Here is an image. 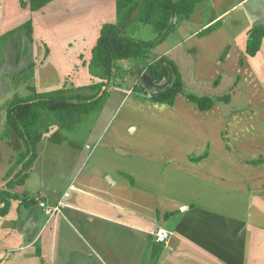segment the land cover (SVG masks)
Masks as SVG:
<instances>
[{
	"label": "crops",
	"instance_id": "0c3cea01",
	"mask_svg": "<svg viewBox=\"0 0 264 264\" xmlns=\"http://www.w3.org/2000/svg\"><path fill=\"white\" fill-rule=\"evenodd\" d=\"M116 1L113 8H105L114 9L112 16L100 22L78 20L67 0L29 10L35 44L48 46L42 65L55 58L63 66L73 60L69 66L84 68L86 80L99 30L103 23L116 20ZM247 1L236 0L216 16L222 18L216 30L197 37L205 25L190 39L199 42L193 56L200 65L203 43L221 36L211 44L212 59L215 64L220 61L222 82L230 73L242 77L241 99L250 104L264 99V41L258 53L249 56L246 31L255 23L249 17V24L235 34L224 21L240 8L250 13L244 7ZM128 18L123 22L126 27ZM229 44L222 61L220 55ZM163 55L169 57L166 52L154 58ZM84 84L91 88L89 79ZM118 88L123 99L103 136L82 156L86 166L63 171L61 177L68 180L63 194L42 185L34 187L39 195L29 192L35 160L25 185L13 191L17 198L7 199V212L0 215V264H264V137L259 136L264 132L254 130L256 123L264 125V106L258 110L245 103L223 110L217 102L200 110L181 94L170 106ZM126 107L131 109L128 120L123 119ZM111 131L115 139L110 138ZM258 159L262 162L255 163ZM5 182L1 174L0 186ZM43 191L48 194L41 195ZM23 199L35 203L26 205ZM5 204L0 202V208ZM159 231L167 232L166 243L156 241ZM155 245L161 250L152 257Z\"/></svg>",
	"mask_w": 264,
	"mask_h": 264
},
{
	"label": "rangeland",
	"instance_id": "374dc122",
	"mask_svg": "<svg viewBox=\"0 0 264 264\" xmlns=\"http://www.w3.org/2000/svg\"><path fill=\"white\" fill-rule=\"evenodd\" d=\"M67 1L71 5L72 14L75 16L78 14V20L84 18L86 21V19L95 20L98 18L97 21L100 22L102 18L111 17L114 10L112 9L111 12L105 10L106 7H114V0ZM24 2H28V0H0V175L3 174L6 180L5 184L0 186L1 190L5 191L4 193L8 192L5 187L10 188L7 182L11 179V188L19 190L20 186L17 183L20 181V176H14L27 160L26 157L24 162L19 164V159L23 157L25 149L21 141L6 126V112L10 101L17 96H26L30 93L38 96L49 94L73 96L86 94L90 96L103 90L107 91L97 109L90 114L76 116L68 122H60L50 111H41L40 130L42 131V139L37 150L38 158L30 171L31 178L28 180L27 187L34 196L39 195V192L34 193L35 185H42L43 188L54 190L57 188L56 191L58 193L60 191L58 195L60 196L66 190L65 187L68 186V180L61 177L63 171H72L74 168L76 170L78 166L83 169L86 166V161L83 164L82 156L87 155L89 145L95 143L99 136H103L102 134L110 125L123 99L122 89L118 87L130 92L137 91V95L142 98L146 96V88L142 84L146 83V70L150 60L148 57L137 62L118 60L114 67L113 76L109 80L103 78L102 69H91L90 67L88 69L86 67V77L88 78L85 80L82 74V71H85L84 68L69 66L75 63L73 60L63 66L60 59L55 58L43 66V59L48 55V46L46 43L43 45L35 44L34 22L32 34L29 33V27L26 26V23L32 18L31 13H29L30 9L23 5ZM235 2L236 0H202L198 2L194 13L181 19L175 18L178 23L173 30L150 52L153 55L152 58L168 52L169 57L174 61L181 74L186 92L201 96L212 94L210 96L214 98L230 94L232 97L230 103L220 102L218 104L223 110L245 106L246 101L241 99V88L242 86L243 90L245 88L241 81L242 77L240 75L235 76L236 78L231 77L235 74L230 73L221 82L220 87H213V81L220 72L218 68L220 61L217 60V65L215 64L216 60L212 59L215 53L211 50V44L214 46L221 36L216 35L212 40L213 43H203V51L205 52L200 59V65L198 63L195 65L193 54H198L199 42L194 43V40L190 39V35L194 30L201 29L205 25L207 27L222 19H216V16L229 10ZM244 7L248 8L250 13L246 14L240 8L224 19L225 26L235 34L242 32L244 27L249 24V17L256 26L264 25V0H248ZM139 15V5H137L125 22L130 34L145 40L156 38L157 35L152 26L140 21ZM235 18L239 19L240 22L234 23L233 19ZM175 20L173 19V21ZM14 29L17 30L13 34L4 36ZM199 32H197V37H199ZM246 32L248 34V31ZM18 53H21L19 60L17 59ZM81 65L83 64L81 63ZM88 79L91 82V88H87L88 85L84 84ZM28 85H34V90H30ZM251 86L254 87L256 84H251ZM181 96L186 98L183 93ZM246 104L259 110L261 106H264V99H253L250 104L248 102ZM126 108L128 110H126L123 119L127 118L128 120L131 118V109ZM152 119H154L153 116L148 117V120L151 121ZM263 128L264 125L256 123L254 130L257 133H262L264 132ZM259 136L264 137L261 134ZM110 138L115 139L114 131L110 132ZM121 142L124 143L125 141ZM13 143H16L15 146L12 145ZM44 194L47 195L48 193L43 191L41 195ZM2 197L5 198L6 195H2Z\"/></svg>",
	"mask_w": 264,
	"mask_h": 264
},
{
	"label": "trees",
	"instance_id": "16d2710c",
	"mask_svg": "<svg viewBox=\"0 0 264 264\" xmlns=\"http://www.w3.org/2000/svg\"><path fill=\"white\" fill-rule=\"evenodd\" d=\"M55 0H28L24 2V6H28L31 11H38L46 7L49 3ZM202 0H117L116 1V20L105 22L102 24L96 44L91 50V59L89 67L91 69H102L103 78L109 80L113 76L114 67L118 60H131L137 62L140 59L148 57L150 60L146 70V83L142 84L146 88V95L153 102L167 104L173 106L179 94H185L186 97L195 103L200 110H209L217 102L230 103L231 95L224 94L213 98L209 95H197L186 92L184 83L181 79V74L174 61L163 55L160 58H152L151 50L168 36L178 23L176 19H181L194 13L198 2ZM139 5V20L148 23L156 32L157 37L145 40L139 37L132 36L130 30L123 25L124 20L129 17L130 13ZM173 19L175 21H173ZM33 21L29 20L26 26L29 27V33L33 31ZM222 25V22L217 20L215 23L208 25L199 32V36H205L216 30ZM11 31L4 36H8L15 32ZM264 41V26H255L248 30L246 41V54L255 56L261 49ZM231 49V45H227L222 52L220 59L224 61ZM21 53H18L19 60ZM244 64V60L240 59V65ZM224 75L219 74L213 81V86L217 87L222 82ZM237 81V80H236ZM104 82V81H103ZM30 90H34V85H28ZM136 92L137 95V91ZM107 94L103 90L90 96L87 95H37L27 94L26 96L15 97L7 107L6 126L16 137L21 141L25 152L22 158L19 159V164H22L20 170L14 177L20 176L18 186H23L29 177V171L37 159V150L42 139V131L40 130V117L42 110H47L56 116L60 122H68L76 116L90 114L97 109ZM140 97V96H139ZM207 154L202 155L198 159L207 157ZM196 159V160H198ZM255 163L262 162V159L254 161ZM127 177L134 184V178L127 174ZM12 180V179H11ZM9 180L7 184L10 186L8 192L1 191V195H6L3 198L1 195L0 202H5V206L0 208V215H4L8 208V198H16L15 190L11 188L12 183ZM6 190V189H5ZM12 193H11V192ZM23 204L31 205L35 203L33 199H23ZM161 246L155 245L152 251V257H156ZM37 254L41 256L40 250Z\"/></svg>",
	"mask_w": 264,
	"mask_h": 264
},
{
	"label": "built area",
	"instance_id": "2783aa9c",
	"mask_svg": "<svg viewBox=\"0 0 264 264\" xmlns=\"http://www.w3.org/2000/svg\"><path fill=\"white\" fill-rule=\"evenodd\" d=\"M41 207H44L46 204L44 201H41L40 203ZM168 240V234L166 231H159V233L157 234V242H161V243H166Z\"/></svg>",
	"mask_w": 264,
	"mask_h": 264
}]
</instances>
